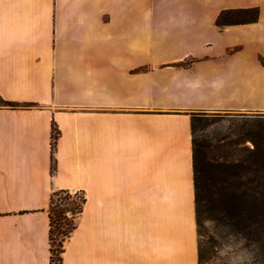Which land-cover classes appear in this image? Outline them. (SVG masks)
<instances>
[{"label": "crops", "instance_id": "obj_1", "mask_svg": "<svg viewBox=\"0 0 264 264\" xmlns=\"http://www.w3.org/2000/svg\"><path fill=\"white\" fill-rule=\"evenodd\" d=\"M259 58L264 0H0V264H49L59 189L60 264H199L191 115L253 109Z\"/></svg>", "mask_w": 264, "mask_h": 264}, {"label": "trees", "instance_id": "obj_2", "mask_svg": "<svg viewBox=\"0 0 264 264\" xmlns=\"http://www.w3.org/2000/svg\"><path fill=\"white\" fill-rule=\"evenodd\" d=\"M258 7L221 10L217 27L250 23L257 20ZM31 104L9 101L0 95V108ZM217 120L218 115L192 113L190 120L192 172L197 226L203 218L216 226L227 227L244 240L254 243L264 254V115L241 116V125L221 137L195 135L200 121ZM58 130L51 125V170L54 169V146ZM231 135V136H230ZM250 141L252 146L239 145ZM81 195V196H79ZM84 196L59 189L50 194L49 264L61 262L63 241L76 226ZM198 233V231H197ZM200 260L198 252V261Z\"/></svg>", "mask_w": 264, "mask_h": 264}, {"label": "rangeland", "instance_id": "obj_3", "mask_svg": "<svg viewBox=\"0 0 264 264\" xmlns=\"http://www.w3.org/2000/svg\"><path fill=\"white\" fill-rule=\"evenodd\" d=\"M161 46H164V43ZM259 59L264 64L263 58ZM261 90L259 89L255 93H259ZM263 96L260 100L258 97L255 98L253 109L200 112L207 115H218L220 118H217L214 122L209 118L206 121L196 123L195 135L197 137L228 135L241 125L244 120L241 116L264 115ZM241 146L251 147L252 144L246 140L239 145V147ZM197 231L199 264H264V254L261 248L234 234L227 227L216 226L211 220L203 218L197 226ZM54 264H58L57 261Z\"/></svg>", "mask_w": 264, "mask_h": 264}]
</instances>
